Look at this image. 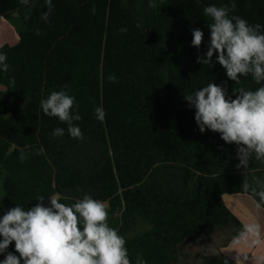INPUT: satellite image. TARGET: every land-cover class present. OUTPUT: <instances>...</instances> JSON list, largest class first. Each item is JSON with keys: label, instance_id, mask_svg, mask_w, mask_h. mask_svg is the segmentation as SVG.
Segmentation results:
<instances>
[{"label": "trees", "instance_id": "16d2710c", "mask_svg": "<svg viewBox=\"0 0 264 264\" xmlns=\"http://www.w3.org/2000/svg\"><path fill=\"white\" fill-rule=\"evenodd\" d=\"M0 0V19L18 16L19 43L5 45L8 71L0 70V168L5 201L25 209L39 196L72 204L85 194L108 204L109 226L126 240L132 264H176L186 242L218 233L227 247L242 222L226 195L254 197L246 179L264 181V162L237 169L236 145L219 133L199 131L195 109L184 100L210 82L227 94L261 85L251 76L228 79L215 61L197 63L209 46L210 17L203 9L226 6L229 16L264 25V0ZM155 5V6H153ZM29 8L31 12L29 13ZM26 14L29 16L25 19ZM204 32L199 49L192 29ZM115 75V82L108 77ZM76 100L72 112L82 139L42 111L53 91ZM101 107L105 119L96 117ZM65 129L56 137L54 129ZM43 149V151H40ZM21 155L24 159H21ZM257 191L258 185L252 184ZM264 210V206L261 207ZM141 224L148 228L142 232ZM133 236L126 238L128 234ZM238 264L226 255L202 264Z\"/></svg>", "mask_w": 264, "mask_h": 264}, {"label": "clouds", "instance_id": "9594fccd", "mask_svg": "<svg viewBox=\"0 0 264 264\" xmlns=\"http://www.w3.org/2000/svg\"><path fill=\"white\" fill-rule=\"evenodd\" d=\"M31 0H20L29 5ZM47 10L41 14L45 22L54 10L53 0H44ZM155 6V5H153ZM29 8V13L31 12ZM226 6H207L203 14L211 18L209 46L197 63L213 66V57L222 66L229 80L239 82L241 77L251 76L256 84L255 90L243 87L227 94L226 87L210 82L192 93L184 95L190 107L195 109L194 119L201 133L210 130L219 133L226 144L236 145L237 169L249 168L253 158L264 162V25L249 22L238 16H229ZM29 16L26 14L25 19ZM193 47L199 49L203 43L204 32L192 29ZM7 54L0 52V70L7 72ZM108 79L115 82V75ZM42 111L49 117H56L67 125L68 134L82 139L81 129L74 121L81 119L73 115L76 100L66 91H53L40 102ZM101 122L105 112L101 107L95 109ZM64 128L53 131L56 137L63 136ZM40 151H43L41 149ZM21 159L24 156L21 155ZM252 184L258 185L257 191ZM252 184L245 179L244 191L251 189L254 197H259L255 207L264 206V181L252 178ZM45 197L39 196L37 203L25 209L20 205L9 208L0 217V264H132L125 238L108 223V204L85 194L72 204H65L53 196L46 206ZM2 206V205H0ZM264 227L253 220L242 225L233 237L234 243L247 242L253 238L260 243ZM15 253L8 251L11 244ZM244 259H247L245 257ZM136 264H146L137 255ZM227 264V261H225Z\"/></svg>", "mask_w": 264, "mask_h": 264}, {"label": "rangeland", "instance_id": "374dc122", "mask_svg": "<svg viewBox=\"0 0 264 264\" xmlns=\"http://www.w3.org/2000/svg\"><path fill=\"white\" fill-rule=\"evenodd\" d=\"M21 28V22L18 16H14L11 20L0 19V48L9 45L15 46L19 43V34L18 31ZM0 90L4 91V87L0 85ZM2 180L3 175L1 174L0 168V217L6 212L9 208L13 206L9 205L5 201L3 189H2ZM58 198V197H57ZM49 204V202H48ZM148 226L146 224H141L138 231L142 232L146 230ZM134 233L128 234L125 237L129 238L133 236ZM227 235L223 233H218L216 235L207 236L199 241L195 242H186L183 246H181V250L177 257L176 264H202L203 261L207 258L211 257H219L223 255V251H221V246L227 239ZM2 239V237H0ZM8 251L15 253L14 242L8 248ZM264 251L262 249H251L250 253L247 254V259L250 257L251 262L244 264H256L257 260L260 257V254ZM4 256L0 255V260H3ZM238 263V262H237Z\"/></svg>", "mask_w": 264, "mask_h": 264}, {"label": "crops", "instance_id": "0c3cea01", "mask_svg": "<svg viewBox=\"0 0 264 264\" xmlns=\"http://www.w3.org/2000/svg\"><path fill=\"white\" fill-rule=\"evenodd\" d=\"M224 202L242 224L255 220L264 227V210L262 208L257 209L251 197L244 195H226L224 196ZM252 241L253 238L239 244L232 241L227 247L221 249L224 252L222 254L235 260L238 264L249 263L251 262L250 257L248 259L244 258L250 253L251 249L259 250L264 248V232H262L259 244H254ZM256 264H264V251L260 254Z\"/></svg>", "mask_w": 264, "mask_h": 264}]
</instances>
